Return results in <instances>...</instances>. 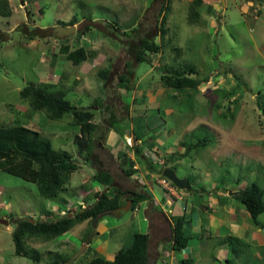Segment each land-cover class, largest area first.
<instances>
[{
  "label": "rangeland",
  "instance_id": "1",
  "mask_svg": "<svg viewBox=\"0 0 264 264\" xmlns=\"http://www.w3.org/2000/svg\"><path fill=\"white\" fill-rule=\"evenodd\" d=\"M8 1L12 16H0V126L23 125L34 129L49 139L56 150L69 152L80 162L78 129L69 124L71 117L66 115L60 122L51 121L44 112L33 111L20 93L31 84L58 83L63 76V85L71 89L68 99L76 107H92L96 99L103 102L101 108L93 106L95 113L101 112V130L92 168L84 165L86 173H76L68 185L69 191L61 194L69 204H76L79 209L93 203L84 202L87 193L80 185L87 184L91 190L102 189L92 177L87 179L86 174L91 176L94 170L110 172L115 186L123 191L140 188L136 178L124 175L119 159V153L130 144L137 147L134 139L129 141L126 137H133L134 130L143 139L144 149L150 139L166 138V146L160 145L162 153L183 142L206 145L184 159L175 157L181 161L177 165L178 177L190 178L196 186L186 190L195 189L194 193L202 196L204 189L199 184H203L211 188L208 192H218L220 186L219 192L229 188L234 194L242 185L247 188L255 183L264 191V0L263 5H260L262 0H253L252 6L253 2L248 0H227L225 5L219 0L215 14L210 3H204L197 8L200 17H195V22L191 17L193 0H171L166 9L169 34L155 65L176 71L193 66L197 70L193 77L211 80L200 86L198 94L182 91L176 97L174 90L163 87L162 72L149 63L137 65L132 50L144 37L160 35L158 26L164 0ZM258 11L261 15L255 21ZM74 17L78 20L77 32L58 38L55 28L67 26ZM115 27H121L122 31ZM126 30L130 37L123 34ZM85 43L98 54L91 62L76 67L61 54L63 45L76 49ZM131 61L129 69H133V74L129 77L133 90L127 91L120 85V76L128 74L127 64ZM101 69L111 70L107 85L99 78ZM207 90L210 94L205 95ZM108 108L116 115L115 127L111 125ZM121 133L126 134L124 140ZM151 158L156 161L152 160L153 163H159L156 157ZM142 162L145 165V160ZM208 173L216 181L215 187H210ZM150 174L144 180L162 200L166 192L158 184L161 174L158 171ZM186 190L183 195L192 199L194 193ZM203 196L197 200H209L208 194ZM141 206L124 217L115 214L100 218L95 226L79 224L61 239L36 243L35 248L42 253L49 250L67 254L72 264H90L96 256L113 259L117 250L129 244L132 233L150 231L145 214L147 205ZM45 209L58 215L64 206L60 201L41 198L35 184L0 171V219L43 218ZM186 210L189 214L190 208ZM258 221L260 227L252 223L255 227L252 231L261 228L264 235V214ZM156 226L159 228L157 223ZM15 229V221L9 226L0 225V264H37L15 255L12 238ZM189 231L200 241L199 232ZM153 232L149 264H162L163 259L171 258V247L163 241L157 252L156 235L158 232L160 239L164 236V240H170L171 232L166 225ZM213 245L212 240L206 241L197 258L187 257L185 250L173 252L174 264H184V260H192L189 264H227L228 260H235L236 264H264V245L257 240L251 248H246L244 255L236 258L230 253L221 263L213 259L217 255L213 253ZM45 261L40 264H46Z\"/></svg>",
  "mask_w": 264,
  "mask_h": 264
},
{
  "label": "trees",
  "instance_id": "2",
  "mask_svg": "<svg viewBox=\"0 0 264 264\" xmlns=\"http://www.w3.org/2000/svg\"><path fill=\"white\" fill-rule=\"evenodd\" d=\"M164 1L161 10V25L158 26L160 35L144 37L138 46H132L135 63L137 65L149 63L155 70L161 71L162 85L170 91L174 90V97L178 96L176 95L177 92L181 94L182 91L184 93L188 92L189 94L192 92L198 94L201 92L200 86L203 83L211 82V80L210 78L201 80L193 77L197 73L196 67L188 65L187 68H181V70L176 71L167 70L159 64L155 65L156 59L162 53V43L169 34L166 20L168 10L166 9L170 6L171 0ZM209 1L193 0L191 2L193 12L191 17L194 22L196 21L195 17H200L197 8ZM260 5H263V0L262 2L260 1ZM0 16L4 18L12 16L8 0H0ZM76 24H78V20L74 17L66 27ZM88 30L91 31L92 29L89 28ZM115 30L122 31V28L115 27ZM123 34L130 37L131 33L128 34L126 30L123 31ZM159 39L160 42L157 41ZM88 47L89 45L86 43L78 46L76 49H73L70 45H63L61 54L67 62L72 63L76 67H80L84 63L95 60L98 55L96 51L89 50ZM173 50L177 51L178 49L174 47ZM132 64V61L127 64L128 74L120 76V85L127 91L133 90L131 88V78L129 77V75L133 74V69H129V67H132ZM110 73V69H101L99 71V78L105 82V85H107ZM62 77L58 83L41 82L39 84L28 85L21 91L20 96L33 111L44 112L51 121L60 122L66 115L71 117L72 120L69 124L78 129L76 143L79 145L78 155L82 161L79 162L76 160L69 152L56 150L49 139L34 129L23 125L0 126V171L20 178L25 182L35 184L41 198L44 200L60 201L64 206V209H60L58 215L51 210L45 209L42 212L44 214L43 218L15 220L7 217L10 224L14 221L16 222V229L12 233L15 244V255L21 258H27L37 264L45 261L43 258L48 259V261H45L46 264H72V258L61 252L57 253L46 250L45 253H42L35 248L37 247L36 243L41 245V242L50 243L61 239L77 225L85 222L92 223L95 226V223L100 218L115 215L117 210L124 207L129 200L132 201L130 212H134L136 209L141 208L142 203L150 202L152 199L146 190L132 192L130 189L123 191L117 188L115 186V178L110 172L104 170H94L91 176L90 174H86L87 179H91L92 177L103 190L93 191L88 188L87 184L80 185L81 189L87 193V197L84 200L87 203L89 201L94 202L90 205L88 204L86 208L80 206L78 209L75 206L76 204H69L68 200L61 196L62 193L69 191L68 185L76 173H86L84 171V165H89L92 168L91 164L96 139L101 130L99 123V114L101 112L95 113L94 108L96 106L101 108L103 103L101 100L96 99L93 105L95 107H76L68 99L71 89L63 85ZM208 90L204 92L205 95L210 94ZM108 110L111 109L108 108ZM111 114V125L115 127L118 123L115 121L116 115L112 110ZM160 126L162 127V125L158 127ZM114 130L115 128H113ZM133 133L136 140H143L135 130ZM124 136L126 134L121 133L123 140L125 139ZM155 140L156 138L150 139V144L154 143ZM182 144L186 148L185 152L174 155V158L184 159L198 147H206V145H200V143L190 144L189 142H184ZM142 148L140 146H128V151L134 149L138 159H142ZM144 157L148 158L146 156ZM119 159L124 175L128 178H133L138 171L133 168V162L129 158L128 153H120ZM171 161V159H168L164 166L169 167L168 165ZM174 162L176 163L177 161L174 159ZM150 169L153 171L158 170L153 165ZM173 169L175 170L177 167L174 166ZM159 173L162 175L163 170L161 169ZM237 182L240 184L241 179ZM237 197L245 203L252 222L260 227L258 219L264 214V191L257 184L253 183ZM62 212L66 213L62 215ZM189 223L190 221H188L186 216L173 217L172 241L169 243L171 257L173 256V252H181L188 248L189 242L192 240V235L187 229ZM150 241L151 234L149 233H132L129 244L117 250L113 259L96 256L90 261V264H149ZM83 242L86 243V239ZM88 244L89 250H92L90 247L91 242ZM221 244L228 245L231 254L235 255L236 258L245 254L242 249V242L238 238L228 237L222 239ZM183 263L189 264L192 263V260H184ZM227 264L236 263L235 260H228Z\"/></svg>",
  "mask_w": 264,
  "mask_h": 264
},
{
  "label": "crops",
  "instance_id": "3",
  "mask_svg": "<svg viewBox=\"0 0 264 264\" xmlns=\"http://www.w3.org/2000/svg\"><path fill=\"white\" fill-rule=\"evenodd\" d=\"M248 1L253 2V0H248ZM218 2L219 0L209 1L210 9L212 8L211 11H214L212 12V14L216 12L215 7L217 6ZM226 2L227 0H222V3H224V5ZM252 5H255L254 2L253 4H251V6ZM259 15H261V11H258V15H256L253 19L257 21L259 18ZM131 136L133 137H130V136H126V137H128L129 141L134 139L136 141L137 147L138 146L141 147V145L144 144L143 140L142 141L136 140L134 134H132ZM165 137L167 136L165 135ZM225 139L227 140V138ZM166 141H167L166 138L161 139V137L160 138L158 137L154 141V143H152L151 145L147 144V147H145V149L142 148V154H143V151L145 152L147 150L156 151L160 155V157H162L164 164L153 163L152 160L154 159L146 160L144 155H142L141 158L145 160V165H143V162H142L143 160L138 159L134 149L132 151H128V149H126V151L125 150L123 151V152L128 153L129 158L133 162L134 168L138 171L135 178L137 179V183H139L138 187L140 188L138 190L134 189L131 191L139 192V191L146 190L149 193V195H151L152 197L150 202L147 201L144 203L145 205H147L145 214H146L148 221L150 222V227H149L150 231L148 232L149 234H151L150 244L153 240V235H154L153 231L156 230L157 232V229L159 231V228L163 229V225L164 226L166 225L170 229L171 236H172V228H173L172 217L186 216L188 221H190L187 228L191 230V232L193 230L194 234L198 232L199 234H201V238H199L200 241L197 239L195 240L196 236L195 237L192 236V240H190L188 248L185 250L186 252L188 251L187 257H189L190 255L193 258L199 257L202 252V245L208 240H212L214 242L213 253H216L217 255L214 256L213 259H215L217 262H220V263H221V259L224 260L226 258V255H229L231 253L228 245L221 244L222 239H225L228 237L238 238L242 242L243 252H245L246 248L252 247V242H254V240H257L258 243H261L264 245V235L262 234V232H260L261 228L260 229L256 228L255 231H252V228L254 226L252 225L253 222L249 215V212L245 207V203H243V201H241L237 197L243 190L246 189L244 185H242L239 188L238 190L239 192H235L233 190L234 194H232L230 193L231 190L229 188L226 189V191L224 192L223 191L219 192L220 186H218V189H217L218 192L217 191L208 192V190H210L211 188L205 187V185L203 184L202 185L199 184V188L204 189V192L202 191L203 195L208 194V198H209V200L203 201V202H200L197 200L199 197L204 198V196L203 195L199 196L197 193L195 194L194 193L195 189L186 190L192 194L194 193V196L192 197V199H190L189 197H185L184 196L185 194L183 195L182 192L184 190H176V191L174 190L173 193L172 192L169 193L165 188H163L164 191L166 192L165 197H163L162 200L158 199L155 192L152 189H149V183L146 182L144 178L149 177L151 175L150 172L151 173L152 172L154 173L157 171L159 172L161 169H164L165 168L164 165L168 159L172 160L171 163L168 165L169 168L174 170L173 169L174 166L177 167L178 164H181V161H177L176 163L174 162V159H175L174 155H177L178 153L182 154L185 152V149H186L185 146H183V144L181 143L179 147L178 145H174L172 146V148H169L168 151L162 153L160 151V145L164 144L163 146H166L165 144ZM130 146H132V144H130ZM150 146L152 148H150ZM228 148H231V146ZM152 165L153 166L158 165L156 166L158 170L153 171L152 169H150ZM174 171L177 174L178 168L175 169ZM207 178L208 180L210 179L209 181L210 182L209 184L211 185L210 187L212 186L215 187L216 181L211 180L210 173L207 174ZM182 179L188 180L189 185L192 186L193 188L196 187L194 186V183L192 184V182H190V178H182ZM173 203H174V207L172 208ZM188 208H190L189 214L186 210ZM158 220L159 221L161 220L160 221L161 224L159 223ZM106 223L110 224L109 221H106ZM156 223L159 225V228L156 226ZM98 225L99 224H97V227ZM157 234H158L156 235L157 252H159L161 250V246L163 245V241H166L167 243H171L172 237L170 238V240H164L165 239L164 236H162V238L160 239L158 232ZM172 261L175 263L176 258H172Z\"/></svg>",
  "mask_w": 264,
  "mask_h": 264
},
{
  "label": "water",
  "instance_id": "4",
  "mask_svg": "<svg viewBox=\"0 0 264 264\" xmlns=\"http://www.w3.org/2000/svg\"><path fill=\"white\" fill-rule=\"evenodd\" d=\"M55 32L57 34V37L64 38L65 36H71L72 34L76 33L77 27L76 26H71V27L59 26L55 28ZM163 175L166 178H168L174 184V186H176L178 189H181V190L190 189L188 180L178 177L174 170L165 169L163 172ZM131 205H132V202L128 201L125 207L120 208L117 211L118 217H121L124 213L129 212L131 209ZM0 224L8 226L10 222L6 219H0Z\"/></svg>",
  "mask_w": 264,
  "mask_h": 264
},
{
  "label": "clouds",
  "instance_id": "5",
  "mask_svg": "<svg viewBox=\"0 0 264 264\" xmlns=\"http://www.w3.org/2000/svg\"><path fill=\"white\" fill-rule=\"evenodd\" d=\"M75 26V25H74ZM63 27H66V26H63ZM68 27H71V26H68ZM59 38V37H58ZM99 123H100V121H99ZM113 132V131H112ZM143 155L144 156H146V157H148L150 160L152 159L151 157H156L157 159V161L160 163V164H164L163 163V159H162V157H160V155L156 152V151H153V150H147V151H143ZM94 157H95V155L92 157V161L94 160ZM133 168H134V166H133ZM135 169V168H134ZM165 169H170L169 167H165L164 169H162L163 170V172H164V170ZM100 171V170H99ZM105 171V170H104ZM123 172V171H122ZM160 174V173H159ZM137 175V174H136ZM135 175V176H136ZM135 176L133 177V178H135ZM137 180V179H136ZM162 180H167L168 182H169V185H170V188L171 189H169V188H166L164 185H162V183L160 182V181H162ZM158 184L159 185H161L163 188H165L169 193H173L174 192V190L176 191L178 188L176 187V186H174V184L168 179V178H166L164 175H163V173H162V175H161V177L159 178V180H158ZM177 188V189H176ZM99 190H103V189H93V191H99ZM181 190V189H180ZM84 200V199H83ZM129 201H131V200H129ZM84 202H86L85 200H84ZM132 202V201H131ZM94 203V202H93ZM128 203V202H127ZM127 205V204H126ZM125 205V206H126ZM84 208H86L87 207V205L85 204V205H82ZM124 206V207H125ZM131 207H132V205H131ZM78 208V207H77ZM123 208V207H122ZM131 210V209H130ZM118 211V210H117ZM130 212V211H129ZM66 212H62V215H64ZM128 213V212H127ZM116 215H117V212H116ZM118 216V215H117ZM125 216V213L121 216V217H124ZM6 220H8V219H6ZM9 221V220H8ZM34 221V220H33ZM86 223H88L89 224V222H86ZM10 225V224H9ZM8 225V226H9ZM5 226V225H4ZM68 243H70V242H68ZM88 244V243H87ZM88 247H89V244H88ZM172 258H173V256L171 257V258H169V260H162L161 262H162V264H174V262L173 261H170V260H172Z\"/></svg>",
  "mask_w": 264,
  "mask_h": 264
},
{
  "label": "built area",
  "instance_id": "6",
  "mask_svg": "<svg viewBox=\"0 0 264 264\" xmlns=\"http://www.w3.org/2000/svg\"><path fill=\"white\" fill-rule=\"evenodd\" d=\"M160 182H161L162 185H164L166 188L171 189V188H170V185H169V182H168L167 180H162V181H160Z\"/></svg>",
  "mask_w": 264,
  "mask_h": 264
}]
</instances>
